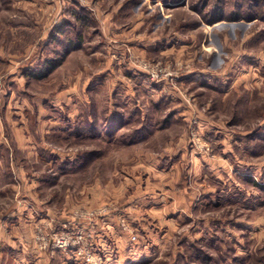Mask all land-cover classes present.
Wrapping results in <instances>:
<instances>
[{"label":"rangeland","instance_id":"rangeland-1","mask_svg":"<svg viewBox=\"0 0 264 264\" xmlns=\"http://www.w3.org/2000/svg\"><path fill=\"white\" fill-rule=\"evenodd\" d=\"M0 120L3 167L44 182L37 201L65 217L103 203L121 212L165 187L159 166L182 160L184 176L186 151L230 147L239 171L261 166L264 181V0H0ZM1 170L9 190L21 172ZM14 198L0 194V209ZM238 199L219 206L223 231L202 226L198 206L174 222L164 211L143 227L126 218L138 231L123 240L135 248L126 264H264V226L243 227L264 221V199L254 212ZM57 253L48 264H77Z\"/></svg>","mask_w":264,"mask_h":264},{"label":"crops","instance_id":"crops-1","mask_svg":"<svg viewBox=\"0 0 264 264\" xmlns=\"http://www.w3.org/2000/svg\"><path fill=\"white\" fill-rule=\"evenodd\" d=\"M3 127L2 120H0V172L2 171L1 169L7 167L11 171L21 173L19 181L15 180L9 190L6 189V184H3L0 177V194L4 195L9 192L15 196L13 203L9 207L7 205L4 209H0V261L2 260L4 263L8 259L13 260L11 258L13 256L17 264H48L50 256L52 257L54 253L50 254L35 248L33 238L36 228L40 226L45 229L58 228L67 222L87 228V220L74 219L72 215L74 212L82 213V211L92 210L94 207L79 206V208L70 211L69 215L65 217L39 203L37 201V190L39 184L44 182L41 183L37 177L24 176L22 169L15 167L10 159L6 161V166L3 167L5 162H3L4 159H1V157L4 153L7 155L9 153L8 141L3 135ZM12 134L19 140L18 146L25 149V131L16 130ZM230 157L233 159L235 157V150L230 147L222 148L212 155L186 151L181 154V159L185 163V169L183 168L184 176L178 168L179 166H177L182 163V160H179V164L172 162L167 165V168L163 165L162 167L159 166L158 173L166 172L165 176L169 178L164 183L166 184L165 187L130 196L128 197L129 201L125 202L123 208H121V212L120 210L117 211L119 207H116L106 216L95 219L96 240L94 246L102 251L106 264H126L127 257L135 250L134 248L128 251V244H125L123 240L125 237L128 240L129 238L119 229L117 214H121L125 218L130 219L131 222L138 223L143 227L141 222H143L145 214L157 217L158 213L164 211L167 213V218L174 222L176 221V216H180L182 213L188 219H191L194 207L198 206V209L201 208L202 212H204L203 215L199 216L202 226L205 227L208 223L213 222L216 230L220 228L223 231L221 228L222 212L219 207L223 200H229L230 203H238L239 196H243L248 201V206L245 210L254 212L255 203L252 202L251 204L249 202L255 198L260 202H263L264 199L261 198L264 196L260 195L259 192L264 191L261 166L257 168L245 166L243 172H241L237 168L239 165H235L230 160ZM179 172L180 175L178 174ZM256 175L259 179H256ZM222 176L227 178L221 181ZM246 181L251 182V187L244 184ZM10 190H12V193ZM208 207L213 208L212 213ZM261 219L263 218H257L254 221L247 220L243 224L248 234L251 235V231H255L259 224L264 226V221ZM203 229H200V234L203 233ZM145 231L143 230L142 232L145 233ZM217 231L215 233H218ZM60 255L63 254L58 252L57 256L60 257Z\"/></svg>","mask_w":264,"mask_h":264},{"label":"built area","instance_id":"built-area-1","mask_svg":"<svg viewBox=\"0 0 264 264\" xmlns=\"http://www.w3.org/2000/svg\"><path fill=\"white\" fill-rule=\"evenodd\" d=\"M141 66L152 79L164 75L158 67L151 68L146 63H142ZM114 208V206L103 205L96 209L82 211V213L74 212L72 215L74 219L79 218L88 221L87 228L69 222L52 229L37 227L33 238L35 248L51 254L59 252L67 260L77 264H106L102 251L94 246L96 240L94 220L106 216ZM117 215L119 229L128 236L129 241L136 242L138 231L126 220L125 216Z\"/></svg>","mask_w":264,"mask_h":264},{"label":"trees","instance_id":"trees-1","mask_svg":"<svg viewBox=\"0 0 264 264\" xmlns=\"http://www.w3.org/2000/svg\"><path fill=\"white\" fill-rule=\"evenodd\" d=\"M47 64V68L40 75H38V77H44L45 75H47V73L51 72L57 65V63L55 62H49Z\"/></svg>","mask_w":264,"mask_h":264}]
</instances>
